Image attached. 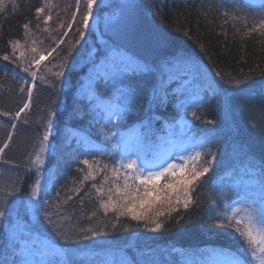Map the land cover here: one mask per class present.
I'll return each instance as SVG.
<instances>
[{
    "label": "trees",
    "instance_id": "1",
    "mask_svg": "<svg viewBox=\"0 0 264 264\" xmlns=\"http://www.w3.org/2000/svg\"><path fill=\"white\" fill-rule=\"evenodd\" d=\"M3 2L0 57L8 54L15 60L23 53L21 59L27 66L35 55L31 52L35 46L47 59L32 66L38 74L35 81L15 64L0 59V112L14 114L28 102L27 92L20 91L22 86L33 90L30 107L21 113L19 120L0 116V146L7 140V134L13 133L9 147L0 157V197L14 183H19L22 187L19 199H29V186L36 179L30 159L39 148L49 111L54 110L50 135L54 150L45 154L42 170V183L47 190L40 195L48 202L43 207L49 209L56 226L73 238L82 237L89 229L106 233L89 241L64 244L43 216L37 225L31 220V213L21 211L33 236L47 241L50 248L73 250L74 264H223L228 255L244 250V241L232 229L210 225L239 201L252 199V191L258 192L254 182L259 184L264 178L260 167L264 162V134L260 131L264 125V35L258 31L245 35L253 20L264 16V0H127L125 7L110 0L109 9L103 5L94 7L91 30L80 44H75L79 38L77 28L81 26L79 15L76 21L72 20L75 0ZM45 4L51 7H44ZM40 7H44V12L38 18L36 9ZM83 10L82 4L80 11ZM49 14V31L45 32L43 19ZM61 22L64 27H60ZM25 23H29L27 31ZM69 24L72 26L68 27ZM13 40L20 41L15 55L9 44ZM112 45L153 65L154 71L144 76L130 75L115 87L103 80L86 83L93 65L101 64ZM52 48L56 51L47 55ZM65 57L64 76L57 80L55 73L61 70L59 66ZM174 57L189 62L187 74L182 72L177 79L169 80L167 105L150 111L151 87L161 77L168 79L165 62ZM217 71L233 82L236 78L251 77L249 85L239 90L220 85L221 89L234 93L227 114L218 108V97L209 104V97L204 95L207 78ZM127 86L136 87L137 95L117 119V135L109 139L107 132L101 131L104 107L123 106V98L116 89ZM198 97L203 98V106L199 108L195 107ZM74 100L79 109V115L75 116L71 114ZM184 103L194 106L184 109ZM194 110L202 116L201 120L192 118L190 113ZM204 119L215 123L206 124ZM13 123L17 125L14 130ZM182 123L187 124L185 133ZM135 130L146 133L153 147L159 139L167 144L184 137L195 142L193 134L207 136L211 140L210 151L215 155L211 170L194 185L193 203L187 209L181 206L171 217H160L163 227L157 232L149 230L154 225L148 221L127 216L117 219L112 211L105 215L92 187L99 186L106 175L109 181L105 190L111 185L110 169L123 160L121 143ZM81 159L99 162L98 167L92 165L95 180L89 177L80 183L89 171L79 164ZM105 164L109 169L101 171ZM122 180L121 176V183ZM164 183L161 178L158 186ZM69 196L72 198L68 199ZM15 206L10 203L9 217L0 221V259L7 257L9 261L13 250L10 243L8 247L5 244L9 220L15 219V213L11 212ZM246 258L249 264H256L250 256ZM44 259L61 264L58 254Z\"/></svg>",
    "mask_w": 264,
    "mask_h": 264
},
{
    "label": "snow or ice",
    "instance_id": "2",
    "mask_svg": "<svg viewBox=\"0 0 264 264\" xmlns=\"http://www.w3.org/2000/svg\"><path fill=\"white\" fill-rule=\"evenodd\" d=\"M99 0H75L76 11L72 13V20L76 21L79 15L80 27L77 28L79 38L75 41V44H80L85 39L86 34L91 30V20L95 18L94 7L98 6ZM83 4L84 10L81 12L80 8ZM16 5L13 3V8ZM44 7H51L50 4H45ZM44 7L36 9L37 17L44 12ZM5 4L3 0H0V11L4 10ZM51 15H46L43 19L45 28L43 31L48 32L47 27ZM247 24V21H245ZM72 25L69 24L68 27ZM27 31L29 29V23L23 25ZM39 27V25H37ZM60 27H64L61 22ZM259 32L264 35V16L253 20V26L245 35H251L252 32ZM12 49V55H15L20 47V41L13 40L9 42ZM35 45V42H34ZM56 49L52 48L47 52V55H52ZM31 52L34 53L31 59L25 66L21 57L17 56L15 60L11 55L5 54L0 59L7 61L11 64H15L20 68L22 72L28 73L32 77L33 81L38 78L36 71L32 70V66H39L40 62L47 59V56L39 51L37 47L33 46ZM69 54H71L69 52ZM39 57L37 59L36 57ZM65 60L60 63V71L55 73L57 80H60L64 76L63 68L65 66ZM188 61H183L180 58H172L165 62V69L169 73L168 79L165 80L161 77L156 84L151 87V96L149 100L150 111L155 107H164L167 105L169 98V80L177 79L180 73L187 74ZM154 71V66L147 62L141 61L131 55L126 54L122 49L116 45H112L107 48V51L103 55V60L100 65H93L92 73L90 75V84L96 80H103L105 84L111 83L113 87L116 84H123L124 79L129 78L130 75H148ZM41 80L44 78L39 77ZM251 77H245L243 79L236 78L233 82L231 79H226L220 72H215L207 78V86L204 88V95L209 97L208 103H211L212 99H217L218 108L225 114L228 113L231 105V98L233 92L225 91L221 89V84H227L229 89L239 90L242 86L249 85ZM27 83V82H25ZM52 87H55L52 85ZM264 87V86H262ZM21 93L27 92L28 102H24L21 107L14 114L9 112H0V116H8L10 119L19 120L21 113L30 107V101L32 98V87H21ZM117 93L123 98V106H105V119L101 125V131L107 132L108 138L112 139L117 135L116 122L125 111L126 106L135 99L137 95V88L132 86L122 87L116 89ZM76 101L73 102L72 115H79V109L75 107ZM194 105L184 103L182 107L187 109ZM203 106V98L198 97L195 101V107L199 108ZM191 116L194 120H201L202 116L197 111H192ZM56 115L54 110H50L48 114L45 130L39 141V148L35 151L34 157L30 159V163L36 169V179L33 184L29 186V199L20 200L19 195L22 192V187L19 183H14L11 190H9L5 196L0 197V221L5 220L10 215L9 204L16 205L11 209V212L15 213V219L9 220V227L7 231L9 235L6 240L8 243L5 247H8L10 243L13 250L11 261L7 257L0 259V264H52L51 260H45L47 255H60L61 264H74V258L71 255L73 250H60L50 248L46 241H42L39 236H33L32 232L28 230L26 223L23 221L21 211L25 214L31 213V220L35 224L40 223V216L47 221L48 225L52 228V231L64 244H77L81 240L89 241L97 237L106 235L103 230H86L85 234L76 236L73 238L67 231H61L55 224L50 215L49 209L44 208L43 205L48 203L41 198V192L46 191V186L42 183L43 167L45 165V154L50 150H54L50 142V135L54 128L53 117ZM27 123V121H24ZM206 124H214L212 119H204ZM17 127L15 123L11 125L14 130ZM191 131V129H189ZM261 134H264V125L260 127ZM13 133L10 131L7 134V140L0 146V157L4 154L5 150L9 147ZM195 144L193 145V151L187 155H178L177 159L182 160L183 163H168L162 161L159 164L152 165L147 172H142L137 166V160L127 159L115 163L110 171L112 182L111 185L105 190L104 185L108 183L109 177L106 175L100 185L93 184L92 187L96 190V195L99 198V206L103 209L104 214L107 215L109 211L116 213V218L121 216H127L131 220L136 221H148L153 227L149 230L157 232L163 227V223L159 220L160 217H171L174 212H177L182 206L187 209L191 203H193L191 193L195 190L194 185L200 181L201 177L205 176L212 167L215 155L210 151L211 140L207 136H197L193 134ZM103 153V149H99ZM206 156H211V159H204ZM7 163V161H5ZM79 164L85 165L89 168L87 174L84 175L80 181L81 184L88 181L89 177L95 180L94 169L92 165L99 166L98 161L90 162L88 159H81ZM166 165V166H165ZM261 175L264 177V162L261 163ZM109 169V165L105 164L101 171ZM29 171L32 169L29 168ZM78 171L83 172V169ZM123 177L122 183L120 181ZM161 178L165 179V183L162 186H158V182ZM107 199H103V197ZM16 197L15 201H11L9 198ZM151 197V198H149ZM72 197L69 196L68 199ZM180 223V220H177ZM215 228H228L232 229L238 236L244 241L245 249L237 251L235 254L228 255L223 264H249L246 257L250 256L252 261L256 264H264V178L259 182L258 197L251 201L246 200L238 207H232L231 211H225L223 216H217L214 222L210 225ZM22 227V231L17 229ZM115 227V225H113ZM91 233L90 235L88 233ZM31 256L32 259H28ZM36 257H39L38 259Z\"/></svg>",
    "mask_w": 264,
    "mask_h": 264
},
{
    "label": "rangeland",
    "instance_id": "3",
    "mask_svg": "<svg viewBox=\"0 0 264 264\" xmlns=\"http://www.w3.org/2000/svg\"><path fill=\"white\" fill-rule=\"evenodd\" d=\"M109 3H110V0H99L98 5H100L99 7H101L102 5L108 6V9H109ZM117 3L118 5L125 7L127 5V0L126 1L117 0ZM85 80H86V83H88L90 81V75L89 77L85 78ZM186 128H187L186 123H182L183 133L186 131ZM194 144L195 142H192L191 140L184 137L179 141H172V142L169 141L167 144H164V141L162 139H159L156 142L155 146L153 147L151 143L147 140L146 133L141 132L139 130H135L121 143L120 153L122 155L123 161L125 162L127 159L137 160V166L140 168L142 172L146 173L147 170L152 165L159 164L162 161H167L168 163H177V164L183 163L182 160L177 159V156L187 155L188 153L192 152ZM42 180H43V177H42ZM254 183L257 186H259L257 182H254ZM248 187H251V186H248ZM252 187L254 186L252 185ZM247 192H249L248 188H247ZM257 193L258 192L252 191V194L254 195L252 199H256L255 195ZM252 199L250 198V199H244L242 201H239L235 207L240 206L246 200L251 201ZM46 243L48 245L47 241ZM28 259H32V257L28 256Z\"/></svg>",
    "mask_w": 264,
    "mask_h": 264
}]
</instances>
